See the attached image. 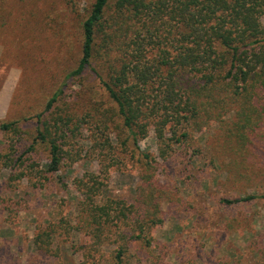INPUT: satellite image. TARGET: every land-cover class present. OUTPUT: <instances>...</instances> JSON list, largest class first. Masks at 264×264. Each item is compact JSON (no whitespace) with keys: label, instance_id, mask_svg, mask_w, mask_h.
Returning <instances> with one entry per match:
<instances>
[{"label":"rangeland","instance_id":"obj_1","mask_svg":"<svg viewBox=\"0 0 264 264\" xmlns=\"http://www.w3.org/2000/svg\"><path fill=\"white\" fill-rule=\"evenodd\" d=\"M92 3L0 0V125L16 123L21 129L19 136L0 130V264H114L119 246L132 258L127 264H137L138 255H146L141 243L125 244L119 237L131 233L133 213L98 232L81 219L85 207L107 199L123 201L129 210L148 165L151 179L165 188L173 205L163 201L158 223L144 234L156 264H247L264 232V200L233 206L220 201L259 196L264 185L241 189L228 179L224 164L213 156L221 157L218 125L205 120L189 129L180 122L174 127L179 142L173 145L168 128L160 140L149 124L136 149L131 142L124 146L128 133L95 80L100 70L109 73L102 58L95 55L84 87L78 79L66 80L80 59V26ZM260 22L264 28V16ZM64 84L65 105L51 108L45 118L64 111L72 120L63 130L50 122V136L40 141L36 116ZM225 119L232 123L234 114ZM52 139L61 162L49 173ZM139 153L149 154V164ZM247 153L264 164V146ZM93 182L97 194L85 197Z\"/></svg>","mask_w":264,"mask_h":264},{"label":"trees","instance_id":"obj_2","mask_svg":"<svg viewBox=\"0 0 264 264\" xmlns=\"http://www.w3.org/2000/svg\"><path fill=\"white\" fill-rule=\"evenodd\" d=\"M263 16L264 0H93L80 26V59L66 80L78 79L84 87L89 73L94 72L97 55L109 73L100 70L95 80L128 133L124 146L131 142L136 149L149 124L160 140L168 128L169 142L174 145L179 142L174 127L180 122L194 129L205 120L213 121L220 133L216 150L221 157L213 156L224 164L228 179L241 189L243 185L259 189L264 185V164H256L247 152L264 146ZM64 86L36 116L40 141L50 136V122L63 130L72 120L64 111L45 118L51 108L65 105ZM228 112L234 114L232 123L225 119ZM0 130L19 136L21 129L9 123L1 124ZM49 155L47 172H57L61 149L56 139L49 142ZM138 157L149 164V154L139 153ZM147 167L146 181L138 187L135 205L129 210L123 201L107 199L100 206L85 207L81 219L98 232L111 220L122 222L133 213L131 233L128 236L122 231L119 237L125 244L141 243L146 255L140 253L137 264H156L147 252L152 242L144 234L158 223L163 201L173 206L165 188L151 179L152 167ZM95 184L85 189V197L97 194ZM244 195L220 203L233 206L264 200V194ZM251 254L254 257L247 264H264V232ZM131 259L122 246L113 256L114 264H127Z\"/></svg>","mask_w":264,"mask_h":264}]
</instances>
